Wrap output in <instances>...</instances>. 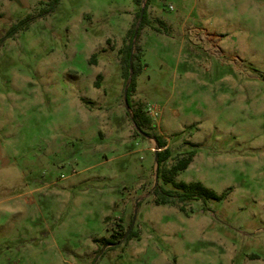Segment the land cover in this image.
Wrapping results in <instances>:
<instances>
[{
  "label": "rangeland",
  "instance_id": "1",
  "mask_svg": "<svg viewBox=\"0 0 264 264\" xmlns=\"http://www.w3.org/2000/svg\"><path fill=\"white\" fill-rule=\"evenodd\" d=\"M155 135L228 194L156 205ZM0 264H264V0H0Z\"/></svg>",
  "mask_w": 264,
  "mask_h": 264
},
{
  "label": "trees",
  "instance_id": "2",
  "mask_svg": "<svg viewBox=\"0 0 264 264\" xmlns=\"http://www.w3.org/2000/svg\"><path fill=\"white\" fill-rule=\"evenodd\" d=\"M140 1L141 0H137ZM55 3H58L59 0H54ZM141 10L138 13V18L140 19ZM147 22V12L145 9L144 17L141 21L140 27ZM23 25V21L15 24L11 27V29L7 33V38H11L17 34V32L21 29ZM134 37V31H131V38ZM133 41L125 46L122 50V69H123V78L127 83H129L128 87V106L133 109L132 112V122L136 126L138 133H145V129H152V119L147 116L141 109V107L133 108L131 104L132 95L137 90V78L142 72V67L139 64V56L132 54ZM139 49V47H137ZM132 58V62H131ZM132 75V79L129 80L130 74ZM157 141V146L161 150L158 152V165H159V178L163 182L164 185H171L173 189H166L163 186L156 187L154 191L155 195V203L156 205H173L179 208L180 211H186V203L196 201V200H222L228 192L223 193L222 195L217 194L212 189H209L201 182H178L176 179L181 172H184L188 169V167L193 162L196 151L191 150L184 154L182 157L177 159H172V152L170 148L167 146L166 140L158 135L154 136ZM173 160L172 164H169V160ZM121 232H123V228L121 227ZM122 237H125L126 233H118ZM138 235L136 232H129L126 240L130 241L136 238ZM118 237L116 234H113L110 239L106 240V244L113 246L116 244Z\"/></svg>",
  "mask_w": 264,
  "mask_h": 264
},
{
  "label": "water",
  "instance_id": "3",
  "mask_svg": "<svg viewBox=\"0 0 264 264\" xmlns=\"http://www.w3.org/2000/svg\"><path fill=\"white\" fill-rule=\"evenodd\" d=\"M144 13H145V6H143V7H142V10H141V14H140V23H141V21H142V19H143V17H144ZM131 62H132V58H131ZM132 75H133V74L131 73V74H130V78H129V80L132 79ZM128 87H129V83H127L126 88H125V90H124V98H125V103H126V105H128V100H127ZM135 127H136V126H135ZM155 160H156V163L158 164V152H156V154H155ZM129 232H130V230H128V232H127L126 236L124 237V239L127 238ZM122 241H123V240H122ZM122 241H121V242H122Z\"/></svg>",
  "mask_w": 264,
  "mask_h": 264
},
{
  "label": "crops",
  "instance_id": "4",
  "mask_svg": "<svg viewBox=\"0 0 264 264\" xmlns=\"http://www.w3.org/2000/svg\"><path fill=\"white\" fill-rule=\"evenodd\" d=\"M191 30L196 31V32H202V34H205V35H207V34H210L211 36L217 35L215 33L209 32L207 29H205L203 27H201V28L193 27V28H191ZM214 41L217 42V45H218L217 50H219V52L222 53V51H223V48L221 46L222 41H223L222 36H218V38H216Z\"/></svg>",
  "mask_w": 264,
  "mask_h": 264
}]
</instances>
